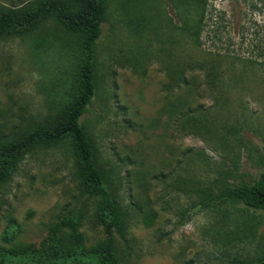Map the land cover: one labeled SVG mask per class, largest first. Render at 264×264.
Returning <instances> with one entry per match:
<instances>
[{
	"label": "rangeland",
	"instance_id": "rangeland-1",
	"mask_svg": "<svg viewBox=\"0 0 264 264\" xmlns=\"http://www.w3.org/2000/svg\"><path fill=\"white\" fill-rule=\"evenodd\" d=\"M32 1L0 0V8ZM175 4L106 1L96 88L79 117L126 211V243L87 219L77 226L80 243L51 235L77 205L79 179L66 142L39 145L0 186V264H74L68 256L85 264L109 238L121 249L118 264H237L255 255L264 212L244 210L249 220L235 200L195 203L222 182H253L264 171V0H200L197 11ZM197 19L193 44L187 31ZM79 59L78 38L51 14L0 38V133L57 114L72 96ZM176 64L187 85L170 81L165 67Z\"/></svg>",
	"mask_w": 264,
	"mask_h": 264
},
{
	"label": "trees",
	"instance_id": "trees-1",
	"mask_svg": "<svg viewBox=\"0 0 264 264\" xmlns=\"http://www.w3.org/2000/svg\"><path fill=\"white\" fill-rule=\"evenodd\" d=\"M107 0H34L17 8H0V38L10 35H22L34 28L41 19L51 14L58 20L66 31L78 38L80 59L73 80L72 96L60 111L47 118L44 123L16 132L9 137L0 133V186L9 178L16 164L35 146H49L66 142L71 150L76 166L78 183V203L66 210L56 224L50 228L51 235H58L60 242H77L82 240L77 226L87 219L99 224L110 232L113 227L118 233L122 244L126 243L123 236L126 211H124L115 190L107 177L97 165L94 147L90 136L79 122V117L85 111L94 95L95 84V43L100 34V24L104 20V9ZM175 8L182 4L193 7L196 11L200 0H175ZM200 20L194 23L193 31H187L188 38L197 44L196 31ZM179 30L185 32L184 25ZM203 63L197 64L203 67ZM189 68V65L187 66ZM170 72V81L176 85L177 81L187 85L189 82L180 74L177 64L166 66ZM208 89L216 86L218 72L209 67L205 72ZM177 80V81H176ZM214 196V204L209 195H202L198 205L202 208L210 207L235 200L243 206L241 213L251 220L250 214L244 210L264 212V171L253 182H239L228 184L222 182ZM92 203L87 214L86 206ZM121 251L114 239L99 242L93 248L91 257L84 258L85 264H118ZM64 262L82 264V259L75 261L71 256L64 257ZM237 264H264V240L252 258H244Z\"/></svg>",
	"mask_w": 264,
	"mask_h": 264
}]
</instances>
